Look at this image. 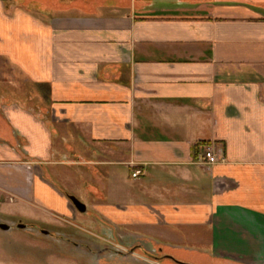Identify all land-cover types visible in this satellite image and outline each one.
Listing matches in <instances>:
<instances>
[{
  "label": "crops",
  "instance_id": "obj_1",
  "mask_svg": "<svg viewBox=\"0 0 264 264\" xmlns=\"http://www.w3.org/2000/svg\"><path fill=\"white\" fill-rule=\"evenodd\" d=\"M77 193L139 251L264 264V0H0V199Z\"/></svg>",
  "mask_w": 264,
  "mask_h": 264
},
{
  "label": "rangeland",
  "instance_id": "obj_2",
  "mask_svg": "<svg viewBox=\"0 0 264 264\" xmlns=\"http://www.w3.org/2000/svg\"><path fill=\"white\" fill-rule=\"evenodd\" d=\"M57 170L67 180L65 187L60 185L62 189L68 186L72 191L77 188L87 191V182L82 181L80 175L78 177L80 172L74 167H58ZM128 188L129 192L134 190L133 187ZM71 196L86 204V213L72 208L71 217L56 218L21 202L12 203L11 199L10 202H3L0 199V219L3 223L14 229H18L19 224L26 225L24 230L27 227L32 229L15 230L7 236L0 235L5 241L0 243V259L10 264H177L165 260L160 250L147 251L150 255L139 251L135 247L138 238L129 234L138 233L135 225L111 234L102 232L108 223L94 214L93 205L107 201L98 198L87 201L85 195L80 194ZM122 203L134 202L126 200ZM43 231L49 234L45 235Z\"/></svg>",
  "mask_w": 264,
  "mask_h": 264
},
{
  "label": "water",
  "instance_id": "obj_3",
  "mask_svg": "<svg viewBox=\"0 0 264 264\" xmlns=\"http://www.w3.org/2000/svg\"><path fill=\"white\" fill-rule=\"evenodd\" d=\"M69 199L71 200L73 206L80 212V213H86L87 212V206L86 204L82 203L79 199H77L75 196H68ZM11 226L3 223L0 219V229H2L3 231H9L11 230ZM18 228L24 229L26 228V225L23 224H19ZM43 234L48 235V231H43Z\"/></svg>",
  "mask_w": 264,
  "mask_h": 264
},
{
  "label": "built area",
  "instance_id": "obj_4",
  "mask_svg": "<svg viewBox=\"0 0 264 264\" xmlns=\"http://www.w3.org/2000/svg\"><path fill=\"white\" fill-rule=\"evenodd\" d=\"M202 160L206 161V164L208 165H214L221 161H224V158L218 156V154L215 153L213 148L207 147L203 150ZM139 174V171H135L132 176L133 178H138Z\"/></svg>",
  "mask_w": 264,
  "mask_h": 264
},
{
  "label": "flooded vegetation",
  "instance_id": "obj_5",
  "mask_svg": "<svg viewBox=\"0 0 264 264\" xmlns=\"http://www.w3.org/2000/svg\"><path fill=\"white\" fill-rule=\"evenodd\" d=\"M28 228H31V227H28ZM35 228H37V227H35ZM135 247H138V245L137 246H135ZM143 252H145L146 254H149L147 251H145V250H143ZM150 255V254H149Z\"/></svg>",
  "mask_w": 264,
  "mask_h": 264
}]
</instances>
